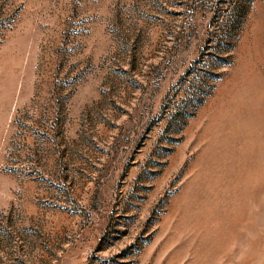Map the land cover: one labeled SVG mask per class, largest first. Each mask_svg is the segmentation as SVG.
<instances>
[{
    "label": "rangeland",
    "instance_id": "1",
    "mask_svg": "<svg viewBox=\"0 0 264 264\" xmlns=\"http://www.w3.org/2000/svg\"><path fill=\"white\" fill-rule=\"evenodd\" d=\"M0 264H264V0H0Z\"/></svg>",
    "mask_w": 264,
    "mask_h": 264
}]
</instances>
